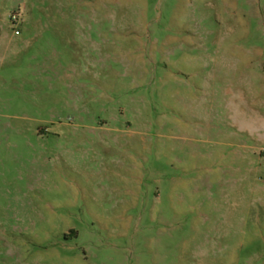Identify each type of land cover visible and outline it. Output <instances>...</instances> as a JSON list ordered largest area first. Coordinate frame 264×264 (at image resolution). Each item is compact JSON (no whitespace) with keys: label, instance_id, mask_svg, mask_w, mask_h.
<instances>
[{"label":"rangeland","instance_id":"374dc122","mask_svg":"<svg viewBox=\"0 0 264 264\" xmlns=\"http://www.w3.org/2000/svg\"><path fill=\"white\" fill-rule=\"evenodd\" d=\"M0 264H264V0H0Z\"/></svg>","mask_w":264,"mask_h":264},{"label":"built area","instance_id":"2783aa9c","mask_svg":"<svg viewBox=\"0 0 264 264\" xmlns=\"http://www.w3.org/2000/svg\"><path fill=\"white\" fill-rule=\"evenodd\" d=\"M13 19H14V21H16V20H17V18H16L15 16L13 17ZM16 34H18V32H17V31H16Z\"/></svg>","mask_w":264,"mask_h":264}]
</instances>
